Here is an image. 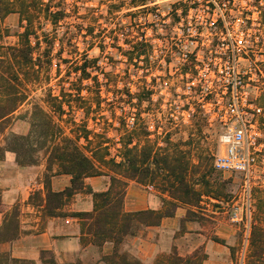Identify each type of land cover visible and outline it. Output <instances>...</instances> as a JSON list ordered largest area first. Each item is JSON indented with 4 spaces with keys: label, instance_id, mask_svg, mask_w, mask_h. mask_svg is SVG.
<instances>
[{
    "label": "trees",
    "instance_id": "trees-1",
    "mask_svg": "<svg viewBox=\"0 0 264 264\" xmlns=\"http://www.w3.org/2000/svg\"><path fill=\"white\" fill-rule=\"evenodd\" d=\"M16 2L20 3L19 7L16 6ZM131 2L134 5L138 3L145 5L151 0ZM81 8L87 10L81 12L80 5L76 3L70 5L67 0H0V127L10 120L22 102L27 99L24 81L34 82L48 76L56 55L59 59L57 63L59 70L61 62L66 66L61 77L63 88H66L65 81H68L71 86L69 88L75 86L79 94H82L87 86L102 90L103 82L100 75L103 74L108 80L107 73L99 64L100 57H91L90 50L98 47L103 55L109 52L122 55V46L119 45L121 32L106 29L107 35H104L105 27L99 18L102 16L103 20H106L104 13L97 14L92 7L86 5H82ZM13 12L20 13L24 30L19 34L18 45L5 46L1 44L2 22ZM56 43L59 47L54 54ZM64 53L69 57H63ZM128 60L133 62L134 59ZM22 74L25 78L21 76ZM105 86L116 92L118 82H106ZM129 92L127 97H124V94L115 95L118 103H126L128 106V109H122L123 117L114 113L116 120H122V127L117 128L122 156L112 155L108 142L97 141L100 134L90 129L87 123H78L76 117L71 119L70 123L74 127L67 133V128L55 120L51 111L58 112L57 119L62 121L66 114L64 105L72 107V101L52 95H49L48 101L49 104H53L51 110L47 111L39 104L34 105V118L29 122L28 133H11L7 145L3 150L0 149L2 152L5 150L14 152L21 165L37 164L42 158H46L49 172L56 165L57 173L71 176L70 186L62 191H53L50 173L46 174V209L50 216L63 214L60 210L76 193L93 194L95 202L93 211L71 212L66 215L81 220L83 244L93 243L98 246H103L106 242L115 244L114 252L103 256L107 264H145L129 253L120 251L123 240L127 236H135L145 226L158 225L163 216L173 215L175 208L179 206L176 202L190 203L202 194L188 183L190 162L179 147L176 146L172 153H168V148L159 147L154 156L152 148H140L138 111L141 99L136 92ZM103 101L99 95V100L96 101L99 110L102 109ZM102 117L109 124V118L105 115ZM130 120L133 124L129 129L126 121ZM4 130L5 127L0 129L1 132ZM152 164L155 168L151 167ZM102 175L110 177L109 188L104 192H94L85 180L88 177ZM157 179L165 183L163 189L175 200L171 202V206L164 211L152 209L125 211L124 200L129 184L133 181L141 184L155 182ZM1 203L0 193V205ZM215 240L222 242L219 238ZM251 246L247 264H264V230L261 227L255 229ZM205 259V253L202 256L197 252L181 256L174 249L170 254L158 256L153 264H203ZM9 262L20 264L21 261L0 255V264ZM46 263L54 264L55 261L48 258ZM65 264L83 263L77 260Z\"/></svg>",
    "mask_w": 264,
    "mask_h": 264
},
{
    "label": "rangeland",
    "instance_id": "rangeland-1",
    "mask_svg": "<svg viewBox=\"0 0 264 264\" xmlns=\"http://www.w3.org/2000/svg\"><path fill=\"white\" fill-rule=\"evenodd\" d=\"M67 1L70 5L75 3L80 5L79 10L81 12L87 10L81 8L82 5H86L92 7V10L97 14L104 13L106 20H103L102 16L99 17L105 27L103 34L107 35L106 29L120 31L119 45L122 46L123 54L109 52L103 55L98 47H93L90 50V56L100 57L99 64L107 73L108 80L101 74L102 90L87 86L82 94L78 93L77 89L74 88L75 86L69 88L71 86H69L68 81H65L66 88L62 87L61 77L65 73L66 66L65 63L61 62L59 70L57 66L59 59L56 55L48 76H43L34 82L31 80L24 81L23 86L27 99L22 102L10 120L4 122L0 127V129L5 127L3 132L0 131L2 136L0 139L4 142V146L0 149L3 150L7 145V139L11 133H28L29 122L34 118V105L39 104L47 111L51 110L53 104H49L48 101L50 100L49 95H52L62 100L72 101V107L64 105L66 114H64L62 121L57 119L58 112L51 111L55 120L67 128V133H69V129L74 127L70 123L71 119L76 117L78 123H87L90 129H94L100 134L97 141L108 142L112 155L122 156L120 134L117 130V128L122 127V120H116L114 113L123 117L122 109H128V106L126 103H118L115 95L116 93L124 94V97H127L128 91H130L129 93L136 92L141 99L138 111L140 116L138 124L140 148H152L153 156L159 147L168 148V153L174 152L176 146L184 151L187 160L190 162L188 183L202 194L193 202L176 203L187 209L189 219L205 220L208 221L207 224L212 225L215 221L213 217L218 218V223L221 224L223 230L221 241L230 248L231 261L233 264H247L252 249L253 233L255 229L260 227L264 230V177L252 190L253 212L251 221L243 223L231 220V207L240 200L242 181L236 173L224 172L215 166L216 156L222 151L220 136L223 128L211 123L204 111L184 91L189 81L186 71L188 66L192 67L193 64L160 60L156 58L155 54L156 47H169L172 41L171 37L174 36L173 29L156 25V9L158 7L186 6L192 3V0H151L145 5H140V3L134 5L132 0ZM15 4L17 7L20 6L19 2ZM22 25L19 12L8 14L2 22L3 37L1 44L5 46L18 45L19 34L24 30ZM58 47L59 45L56 43L54 54L57 53ZM63 57H69V55L64 53ZM128 58H133V62H130ZM21 76L24 77L23 74ZM115 81L118 82L116 92L106 88V82ZM89 82L91 83V81H85V83ZM126 83H128L127 86ZM150 93H152L151 96ZM255 94L257 102L264 106V82L260 83ZM99 95L104 99L100 110L96 104ZM176 104L185 110L183 118L181 117L177 121L170 116L171 109H174ZM102 115L109 118V124ZM126 122L127 127L132 128V120ZM260 131L261 142L264 143V125L260 126ZM259 160L264 167V149ZM151 167L155 168V165L152 164ZM133 183L145 192L157 194L165 200L167 207H170L171 202L175 201L163 189L165 183L161 179L143 184L134 181ZM216 210H220L218 216L212 213ZM211 235H213L212 232ZM196 252L199 256L204 255L202 248Z\"/></svg>",
    "mask_w": 264,
    "mask_h": 264
},
{
    "label": "built area",
    "instance_id": "built-area-1",
    "mask_svg": "<svg viewBox=\"0 0 264 264\" xmlns=\"http://www.w3.org/2000/svg\"><path fill=\"white\" fill-rule=\"evenodd\" d=\"M191 2L156 9V25L174 30L169 47H156V58L193 64L184 91L211 123L223 128L215 166L240 176L242 193L231 207V220L248 223L252 190L264 177L259 160L264 106L255 94L264 82V0ZM184 114L176 104L170 116L177 121Z\"/></svg>",
    "mask_w": 264,
    "mask_h": 264
},
{
    "label": "crops",
    "instance_id": "crops-1",
    "mask_svg": "<svg viewBox=\"0 0 264 264\" xmlns=\"http://www.w3.org/2000/svg\"><path fill=\"white\" fill-rule=\"evenodd\" d=\"M1 139L0 147H3ZM57 168L55 165L49 172L46 158L37 164L21 165L14 152L0 151V255L20 260V264H47L48 258H53L54 264L77 260L83 264H107L103 256L113 253L115 244H83L81 220L66 215L93 211V194L78 192L60 210L63 214L48 215L46 174L50 173L53 191H62L71 184V176L57 173ZM109 179L102 175L85 181L94 192H104L109 188ZM166 208L165 201L157 194L145 192L133 182L129 184L125 211H164ZM219 212L212 211L216 216ZM187 214L184 206H177L174 214L163 216L158 225L145 226L135 236H127L120 244V251L145 264H153L158 256L170 254L174 249L181 256H188L202 248L206 254L203 264H233L230 248L215 240L223 237L218 218L213 217L212 226L205 220L189 219Z\"/></svg>",
    "mask_w": 264,
    "mask_h": 264
}]
</instances>
